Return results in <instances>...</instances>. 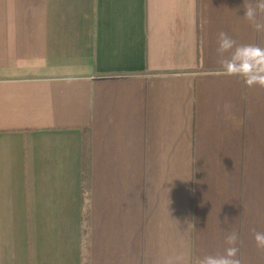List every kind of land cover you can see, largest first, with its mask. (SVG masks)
<instances>
[{
  "label": "crops",
  "instance_id": "crops-1",
  "mask_svg": "<svg viewBox=\"0 0 264 264\" xmlns=\"http://www.w3.org/2000/svg\"><path fill=\"white\" fill-rule=\"evenodd\" d=\"M243 3L0 0V264H196L232 230L264 264V88L216 74L219 31L264 47Z\"/></svg>",
  "mask_w": 264,
  "mask_h": 264
},
{
  "label": "clouds",
  "instance_id": "clouds-1",
  "mask_svg": "<svg viewBox=\"0 0 264 264\" xmlns=\"http://www.w3.org/2000/svg\"><path fill=\"white\" fill-rule=\"evenodd\" d=\"M243 8L244 19L256 33L264 35V0H244ZM216 43L217 75L237 77L249 88H264V47L254 43L238 44L225 31L217 33ZM250 231L256 248L264 251V231L255 227ZM238 242L239 234L235 230L228 232L224 237L226 247L223 254L205 255L196 264H242ZM183 261V256L169 257L164 264H183Z\"/></svg>",
  "mask_w": 264,
  "mask_h": 264
},
{
  "label": "trees",
  "instance_id": "trees-1",
  "mask_svg": "<svg viewBox=\"0 0 264 264\" xmlns=\"http://www.w3.org/2000/svg\"><path fill=\"white\" fill-rule=\"evenodd\" d=\"M89 134H90V130L89 129H85L84 130V138H85V155L87 154V150H88V137H89ZM84 165H83V167H84V171H83V176H82V178L84 179V182H85V189L88 187V182H89V171H90V169H89V166H88V164H87V160L85 159L84 160V163H83ZM85 216H87V214H85ZM85 220L87 221V218H85ZM88 224H86V226H85V228H84V234L85 235H87V233H88ZM88 264V263H87Z\"/></svg>",
  "mask_w": 264,
  "mask_h": 264
}]
</instances>
